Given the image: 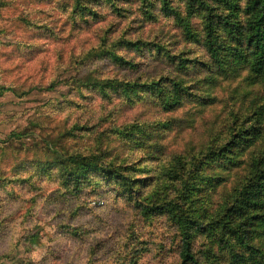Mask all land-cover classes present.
Instances as JSON below:
<instances>
[{
    "label": "trees",
    "instance_id": "1",
    "mask_svg": "<svg viewBox=\"0 0 264 264\" xmlns=\"http://www.w3.org/2000/svg\"><path fill=\"white\" fill-rule=\"evenodd\" d=\"M103 11L113 17L128 16L113 33L121 47L143 58L153 52L172 70L91 82L76 78L75 83L104 92L111 89L129 105L141 102L164 112L190 101L203 103V108L220 105L215 114L220 121L198 127V134L188 135L184 143L172 147L163 143L167 131L179 128L181 134L194 126L200 114L150 122L135 116L98 131L89 148L62 151L61 145L43 139L40 150L44 155L16 167L30 170L36 162L39 179L57 181L58 197L47 199L49 203L82 198L83 187L92 184L110 187L125 202L132 219L118 243V258L101 264H264V0H74L71 18L87 24L88 18H99ZM143 23L162 24L157 30L173 26L182 39L177 38V49H168L162 31L150 37L143 32L132 36L131 31L140 30ZM105 40L107 36H102L96 55L100 59L106 55L113 66L137 72L140 61L110 49ZM221 86L227 96L218 103L211 91ZM53 87L51 82L39 88ZM8 89L0 85V95ZM140 96L143 98L137 99ZM26 134L13 130L7 141L21 142ZM115 140L123 145L109 146ZM126 152L141 153L132 157ZM1 176L0 191L10 182H29L27 190L32 192V174ZM6 193L15 198L14 193V197ZM36 200V194L23 199L20 213L0 218V233L14 215L30 217ZM26 204L30 207L23 211ZM155 218L165 219L173 243L172 259L144 263L140 259L147 249L141 246L145 242L134 227ZM56 231L72 242L59 253L48 247V256L41 263L79 264L86 250L87 230L69 224L57 226ZM100 245L92 246L94 253ZM22 246L25 254L31 251L29 245ZM21 262L33 264L29 255Z\"/></svg>",
    "mask_w": 264,
    "mask_h": 264
},
{
    "label": "rangeland",
    "instance_id": "2",
    "mask_svg": "<svg viewBox=\"0 0 264 264\" xmlns=\"http://www.w3.org/2000/svg\"><path fill=\"white\" fill-rule=\"evenodd\" d=\"M73 2L74 0H0V85L9 88L0 95V176L21 178L32 174L30 178L34 184L30 185V189L33 188L30 192L27 190L29 182L25 185L7 183L0 191V218L20 213L23 199H29L35 194L37 196L29 211L32 214L30 217L23 219L14 215L9 221H3L6 223L0 233L1 264H22L21 259L28 255L33 264H42L43 258L48 256V247L59 253V249L67 248L72 242L69 237L56 231L57 226L69 224L83 225L87 230L86 250L82 253L83 258L81 257L79 264L112 262L118 258V243L132 219V210L126 207L121 198L116 197L110 187L103 184L83 187L82 198L76 195L79 198L49 203L47 199L58 197L57 181L54 178L39 179L41 173L37 172L36 162L31 163L30 170H24V166L16 167L31 161L32 157L44 155L40 150L44 146L43 139L51 144L61 145L62 151L83 149L95 143L94 137L98 131L106 129L110 124L131 121L135 116L141 121L150 122L185 114H200L194 119V126L183 129L181 134L179 128L173 127L177 130L167 131L168 139L163 140V143L175 147L184 143L188 135L198 134V127H210L213 121L221 119L215 116L220 112V105L203 108V103L190 101L182 108L164 112L160 107L152 108L150 104L141 102L129 105L123 101L122 95L111 89H105L104 92L81 86V82L75 83L76 78L91 82L122 79L140 72L156 74L163 70L162 73L167 74L172 68L153 52L143 58L137 56L136 51L121 47L114 40L113 33H116L119 24L128 16L113 17L103 11L104 14L99 18H88L89 22L86 24V20L82 22L78 18H71ZM111 24L113 25L110 27ZM145 24L138 27L140 30H132V36L143 32V35L150 37L162 31L168 49H177L178 41L182 39L173 26L157 30L162 24ZM109 27L111 30L105 33ZM102 36H107L104 43L110 49L136 62L140 61L137 72L113 66L106 55H103V59L96 55ZM51 82L54 84L52 89L39 88ZM211 93L217 97L218 103L227 96L222 86L213 89ZM142 95L146 97L147 94ZM13 130L25 131L27 134L22 137L21 142L7 141V136ZM110 145L118 148L123 143L115 140ZM127 146L126 142L124 147ZM140 153L126 152L132 157ZM6 192H10L13 197L15 195V198H11ZM82 205L83 208L80 207ZM29 207L30 204H26L23 211ZM75 208L78 210L73 213ZM11 209L17 210L10 211ZM134 228L137 229L140 240L145 242L141 246L147 249L140 261L154 263L156 259H172L170 250L173 243L164 218H155L152 222L140 221ZM95 243L101 245L94 253L92 246ZM10 244L13 245L9 247ZM23 244L29 245V253H24Z\"/></svg>",
    "mask_w": 264,
    "mask_h": 264
}]
</instances>
